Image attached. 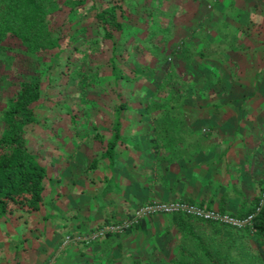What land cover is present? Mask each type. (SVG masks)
Masks as SVG:
<instances>
[{
    "label": "trees",
    "instance_id": "1",
    "mask_svg": "<svg viewBox=\"0 0 264 264\" xmlns=\"http://www.w3.org/2000/svg\"><path fill=\"white\" fill-rule=\"evenodd\" d=\"M229 1L236 12L223 8L213 27L201 20L178 39L182 6L200 0H0V224L7 255L28 257V242L60 220L58 211H47L49 196L64 186L85 194V186L104 184L109 193L129 177L136 189L175 192L189 106L203 105L199 98L227 96L264 111V0ZM257 121V194L239 208L160 202L236 218L253 213L264 188L262 111ZM37 216L41 226L30 222ZM19 219L23 225L14 227ZM66 235L43 264H264V208L245 228L173 214L67 249Z\"/></svg>",
    "mask_w": 264,
    "mask_h": 264
},
{
    "label": "crops",
    "instance_id": "2",
    "mask_svg": "<svg viewBox=\"0 0 264 264\" xmlns=\"http://www.w3.org/2000/svg\"><path fill=\"white\" fill-rule=\"evenodd\" d=\"M197 102H203V105L189 106L191 126L187 129L188 148L180 165L182 175L175 192L163 188L153 191L145 188L136 189L133 185L135 180L129 177H121L120 189H112L109 193L102 192L104 184L100 185L98 190L85 186L84 191H88L89 194H75L76 191L72 190V187L64 186L63 194L49 196L51 199L47 214H50L51 210L55 213L57 208H62L65 216L72 214L73 218H76L79 211H82L83 207L85 209L79 215V221L64 217L61 220V227H64L62 232L69 234L70 231L71 233L89 231L111 217H124L152 200L171 201L182 198L214 208H239L243 199L257 194L260 189L255 186V181L261 177V167L256 158H252L253 132L254 129L256 132L260 129L257 113L262 111L264 114L263 107L253 108L250 102L244 100L230 101L227 96L199 98ZM177 172L179 173L180 169H177ZM94 201L96 203L92 204ZM30 222L35 225L39 222L38 225L41 226L44 221L37 216ZM57 223L58 220L49 221L46 235L28 242L33 250L38 248L36 251L40 253L39 258L33 259L31 252L28 257L21 255L16 258L7 255L6 243L9 239L7 233L2 231L3 225L0 224V264L45 263V259L56 250V248L52 250L50 246L56 247L61 239L62 233L58 234L61 229ZM159 227L162 229V225ZM60 251L61 249H57V255ZM54 262L55 259L51 263Z\"/></svg>",
    "mask_w": 264,
    "mask_h": 264
},
{
    "label": "built area",
    "instance_id": "3",
    "mask_svg": "<svg viewBox=\"0 0 264 264\" xmlns=\"http://www.w3.org/2000/svg\"><path fill=\"white\" fill-rule=\"evenodd\" d=\"M264 208V188L260 195L257 209L246 218H236L230 214L223 213L219 210L208 209L184 201L160 202L154 201L136 208L131 215L120 222L103 225L89 233H70L66 235L63 246L67 247L72 244H88L103 239L109 234H124L143 219L156 215H173L185 214L204 221H211L220 224L230 225L238 228L251 226L255 216ZM54 264V263H50Z\"/></svg>",
    "mask_w": 264,
    "mask_h": 264
},
{
    "label": "rangeland",
    "instance_id": "4",
    "mask_svg": "<svg viewBox=\"0 0 264 264\" xmlns=\"http://www.w3.org/2000/svg\"><path fill=\"white\" fill-rule=\"evenodd\" d=\"M221 1V4L217 9L215 7H213L214 5V0H200V2H197V3H193V2H188L187 4H184L182 6V10H181V18H180V21H179V25H178V29L180 26H182L183 28L178 30L177 32V35L176 37L179 39V38H183V37H186L188 36V32H187V29H189V27H193V28H196L197 27V23L201 20H204V21H210V26H214V24L216 23V21L219 19V18H222L224 16H222L223 14L221 13V9L224 8V10H227L228 11V15L231 13V12H236L237 10V7L232 5L230 3L229 0H220ZM238 3L237 6H241L243 5V1L242 0H237ZM230 4V5H229ZM229 5V6H228ZM225 6H228V8H226ZM65 146H74V142H71V143H66L64 144ZM67 151L65 150L64 146L61 148V152L59 153V155H57V158H59L60 160H63L65 159V157L63 158V154L62 153H66ZM56 155V154H54ZM63 159H62V158ZM63 162V161H62ZM61 163V162H60ZM62 165V164H60ZM52 167V166H51ZM70 181V180H69ZM85 194H89V193H85ZM81 198V197H80ZM79 198V200H80ZM96 202L94 201L92 204H95ZM85 208L83 207V210ZM82 210V211H83ZM57 211H58V215H59V219L58 220V223H57V226L59 227V229H61V231L58 232V234H61L62 233V229H64V227L62 228L61 227V220H62V216H63V209L62 208H57ZM82 211H79V215L82 214ZM79 215H76V218H73L74 216L72 214L67 215L65 217H67V219H74V221H79L80 220V216ZM72 216V217H71ZM57 218V219H58ZM17 226H22L23 225V222H20L19 223L17 222L16 224H14L13 226L16 227ZM61 227V228H60ZM38 232H35L34 235H38ZM157 242L159 244H161V241L160 240H157ZM35 244V243H34ZM27 245V243H26ZM53 246V245H52ZM50 246V248L52 250H54V248H56L55 246L52 247ZM37 247V246H35ZM43 247V246H42ZM38 249V248H37ZM37 249H34L32 250L31 252V256H32V259L35 257L37 258L39 256V253L36 251ZM46 250V249H45Z\"/></svg>",
    "mask_w": 264,
    "mask_h": 264
}]
</instances>
